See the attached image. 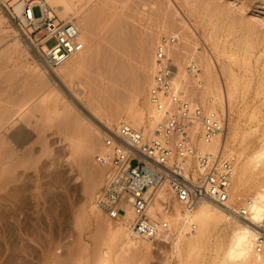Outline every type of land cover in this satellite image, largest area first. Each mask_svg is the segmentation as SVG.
<instances>
[{
    "label": "rangeland",
    "instance_id": "rangeland-1",
    "mask_svg": "<svg viewBox=\"0 0 264 264\" xmlns=\"http://www.w3.org/2000/svg\"><path fill=\"white\" fill-rule=\"evenodd\" d=\"M8 3L15 8L14 3ZM84 10V23L86 27L88 25L87 32L90 34L87 55L91 57L69 81V91L60 80L53 79L56 81L54 82L52 76L43 81L37 69L42 65L25 40L20 41V54L11 53L15 41L14 34L21 31L17 22L0 7V104L15 101L16 105L22 102L24 107L26 106L29 118L24 128L29 137L22 151L31 149L30 152L35 154L32 156L35 158L34 162L30 152H26L32 158L29 157L27 160L30 162L26 163H31L34 168L32 165L28 166L29 169L25 172L28 176L23 175L25 177L21 176L20 180L31 177L23 179L31 182V179L41 181L53 177L51 169V173L45 170L48 173L44 175V171L39 170L37 166L46 159L50 162L58 153L57 156H61L52 159L58 160V163L54 162L55 165L51 168L53 172L54 168L58 170L60 163L67 171L63 178L65 182L52 189L51 198L47 196V190L40 191L43 195L41 194L38 202L42 203L43 207L39 204L36 209L24 211L19 215L16 213L15 216L13 208L11 210L8 206H2L3 202L0 203V264H65L68 261L75 263L79 257L78 251L81 252L85 245H88L92 254L90 264L97 263L94 261L99 259L103 235L108 228L106 224L114 226L119 223L118 220H109L95 206L96 195L105 184L108 169L98 165L94 155L103 149L102 139L105 133L117 125L112 123L111 128L107 129L101 119L112 113L111 111L122 110L137 89L140 91L139 101L146 100L153 76V73H148L144 78V71L148 66L147 57L153 56L155 45L163 36L176 37L179 42L177 30L169 29L170 23L176 22L179 17L176 13L190 15L198 35L191 36L190 42L196 43L199 52L204 55H207V49L214 52L217 67L220 68L222 62L232 82L236 83L233 111H228L225 119H228L227 128L235 124L241 134L246 135V144L239 149L229 146L223 152L233 157L235 171L237 152L243 151L244 157L252 156L249 163L251 170L246 184L243 185L245 191L256 181L264 179V157L254 156L255 153L264 152V149H261L264 146V0H123L122 6L116 5L113 0H98L93 4L89 2ZM34 14L38 16L37 9ZM152 27H160V32L153 35ZM52 45L53 41L48 43L49 47ZM167 56H170L172 65L175 64L177 68L172 53H167ZM184 58L178 59V64L186 70L190 61L187 57ZM187 75L189 78L192 76L190 73ZM71 91L72 95L69 94ZM17 96L20 98L16 100ZM195 106L206 109L200 104ZM214 111L225 115L218 104ZM148 115L149 113H146V116ZM70 116L77 120L74 121L77 126L67 128ZM91 128H96L99 133V142L94 146L88 144L90 139L87 130ZM72 142L82 153L78 154V149L70 147ZM43 147H46L44 153L34 151L42 150ZM253 165H257V168L254 169ZM23 166L18 167L15 172L24 171ZM2 171L3 166L0 172ZM41 175L42 178L39 177ZM97 175L99 178L95 179ZM0 180L2 181V178ZM93 180L94 184L91 186ZM246 194L240 199L232 200L236 208L244 206L243 203L248 199ZM175 204V201L172 202L171 207ZM179 207L184 212L180 205ZM70 225L75 226V244L70 246V250L63 252L61 259L54 257L53 246L59 243L61 231L67 229L66 227L70 228ZM215 232L223 234L220 230ZM116 241L114 239L109 243V260L106 264H216L213 244L200 249V252L197 250L198 253L195 251L196 254L192 253L193 256L191 254L190 257L183 245H176L175 236L169 242L154 240L149 251H131L125 254L121 253L120 243ZM96 257L97 259H94Z\"/></svg>",
    "mask_w": 264,
    "mask_h": 264
},
{
    "label": "bare ground",
    "instance_id": "bare-ground-1",
    "mask_svg": "<svg viewBox=\"0 0 264 264\" xmlns=\"http://www.w3.org/2000/svg\"><path fill=\"white\" fill-rule=\"evenodd\" d=\"M4 1H11L12 3H14L16 5L15 10L17 14L21 12L22 8H21V3H18L19 0H4ZM102 1L110 2L112 0H102ZM113 1L116 5L121 4L122 6L123 0H113ZM46 2L52 8L55 9V11L57 12L58 16L61 19L71 20L76 23V25L81 31V40L84 44V49L82 52L73 56L68 62L60 66L54 72L51 73L47 72L42 66H38L37 69L40 72V74L38 75L43 77V81L44 79L47 80V77L52 76L51 78L52 80L53 79L60 80L63 84H65L67 89H69L70 91V86L68 85L69 81L78 71H80L90 61V57H91V55L90 57L87 55V48L89 46L88 35L90 36V34H88L87 32L88 25L86 27L84 23V17L86 15V10H84V7L87 6L89 2H92L93 4L94 2H98V0H46ZM176 14L179 16L178 19L175 20L177 23L171 22L170 23L171 25L169 24L170 25L169 29L173 30L175 28L177 30L178 32L177 36L179 42L176 40V42L172 45L174 48L171 46L170 49H168L167 51L168 54L172 53V55L175 58L174 60H176V64H177V68H175L176 67L174 66L175 64L173 65V86L177 92L176 94H178L183 100L191 103L192 105L200 104L206 109L214 110L216 109V105L218 104V106L225 112V116L227 118L226 113L232 110L234 107L232 102L235 96L236 83L234 81L232 82V79H230L229 75L225 71V65H223L222 62L220 64L221 65L220 68L217 67V64L214 61V57H213L215 56L213 55L214 52L207 49L206 51L207 55H204L203 53L199 52L198 47H196L197 46L196 43L190 42L189 39L191 36L193 37L198 36L197 27L193 23L192 19L189 17L190 15L182 14V13L181 14L176 13ZM89 28L94 29L91 26H89ZM163 31H165V29ZM151 32L153 33V35H157L160 32V27H154L151 30ZM13 38L15 41H14V46H12L13 51L11 50L12 51L11 53L18 54L20 52L19 48L21 46L20 43L21 39L25 40L27 44H28V40L26 39L24 34L20 32L15 33ZM31 50L36 55L32 47ZM182 57L185 58L187 57L190 63L196 64L198 66L199 72L196 73L195 75H192L189 78V76L187 75L188 74L187 69L184 70L182 66L178 64V62L180 61L178 59H181ZM146 61L148 62V66L146 69L144 67L145 69L144 78L145 75H147L148 73L152 74L154 71L153 70L154 55L153 56L151 55V57L148 56ZM138 83L141 84V82ZM187 84L189 85L188 87ZM69 94L72 95L73 94L72 91L71 93L69 92ZM139 95H140L139 89L135 90L129 102L125 104L124 108L122 107V110L116 109L114 112L111 111L112 113L110 114L108 113L109 115H106L105 118L101 119L102 123H104L105 125V128L107 129L111 128L112 123H117V125L120 123H127L132 127L141 130L145 136L153 137L154 132L158 130L159 125L163 123V112L152 110L151 106L148 103L147 98L143 102L139 101ZM18 97L20 98V96H17L16 100L18 99ZM3 98L7 99L5 97ZM25 107L24 104H22V102L21 104L16 105L15 101L2 102V104H0V170L2 169L3 166V171L0 172V179L2 178V181L0 180L1 181L0 203L3 202L4 204L2 206L4 207L8 206L10 207L9 209L13 208L15 211L14 215L16 213L19 215V213L22 214L24 211H30L36 209L37 207H39L38 206L39 204L42 206V203L38 202L41 194L47 190L46 192L47 196L48 197L50 196L51 198V193L53 191L52 189L57 187L58 184H60L61 182H65L63 181V178L65 173L67 172L62 168V166H60V163L58 170H56L57 168H54L55 171L53 172L51 168L53 165H55L54 162L56 163L58 161L56 159H58V157L61 156V155L57 156L59 154L58 153L55 156L57 158L54 159L53 161L52 159L55 157H53L50 162H47L46 161L47 159L43 160L44 162L41 161L40 165L37 166L39 170L44 171L43 173L44 175L48 173L51 169L53 173V177H51L48 180L43 179L41 181L40 180L38 181L37 179L34 180L31 179V182L33 183H31L30 181H27L28 182L27 183L26 181L23 180V179L27 180V178H31V177L22 178L21 179L22 181L20 180V177L26 175L27 174V173L25 174L26 170L29 169V167H31L32 165L31 163H29V165L28 162L26 163V161L30 162V160H27L29 159L30 154L31 157L35 156V154H32V152H30L31 149L26 151V152H30V154L26 153L24 151L25 149L22 151V148H24V145L27 142L26 140L29 137L28 136L29 134L26 132V129L24 128L29 118L27 116L28 113H26L27 109ZM146 113H149V115L146 116ZM93 115L96 116L95 113H93ZM71 116L67 124V128L69 127L71 128L72 126L74 127L77 126V123L75 124L77 120L73 119L74 117L72 118ZM80 123L83 125V122L80 121ZM87 134H88V138L90 139L89 140L90 143L88 142V144H91L92 146L97 145V143L99 142V133L96 130V128L95 129L91 128L87 130ZM245 144H246V135L245 134L242 135L235 124H232L230 128H227L226 126L225 132L220 137H217L215 140H213L208 144L203 143L201 140L195 143L196 147L212 153L216 152L217 149H219V151L224 153L223 150H225L229 146H231V148L232 147H237L238 149L243 148L242 146H244ZM70 147L74 149L79 148L73 142ZM45 149L46 147L45 148L43 147L42 149L43 151L42 150L39 151L34 150V151L44 153ZM55 149L57 148L55 147ZM261 149H264V146H262ZM80 150H81V145H80ZM102 152L103 149L101 148V151H98L94 156H97ZM77 153L79 154L82 152L79 151ZM41 156H43V154ZM254 156L264 157V152L258 154L255 153ZM229 157L232 156L230 155ZM40 158L41 157H39L38 159L41 160ZM251 158L252 156L244 157L243 151L237 152V159H236L237 165L235 167L236 171L234 170V177L231 185L232 200L234 198L240 199L244 193L245 194L247 193L246 195L248 196V199L245 200L243 205L250 212L248 220L232 221V219L226 214H224L219 207L209 202H201L192 211H184V212H182L179 205L176 203L174 206H172V210L165 211V209L162 206V203L169 202V200L172 197V194L170 192H166L163 189L155 194L154 203L149 206V210H148L149 216H153L155 213H157L161 218L165 219L169 223V228L167 230H162L161 234L157 239L169 242L175 236V239L177 240L176 245L179 244V247L180 245H183L184 249H186L189 256L192 253L195 255L196 253L200 252L202 248L204 249L207 246L213 244L214 247L213 250L216 256L215 258L216 264H264V251H262L261 253L255 252L256 228L258 224L262 220H264V179H260L256 181L252 185V187L247 189L246 191L243 189V185L246 184L247 176L251 170V167H249V163L252 161ZM34 159L35 158H33L32 160ZM255 159H259V158H255ZM23 162L26 163L24 164V166L21 165ZM22 166L25 169L24 171L20 169L22 172L20 173H18V171L15 172V170L18 167H22ZM190 166H191V160L189 159L186 162V167L189 168ZM252 167L256 169L257 165H253ZM45 170H48V172L47 171L45 172ZM51 171L49 173H51ZM97 174L100 175L99 172ZM42 175L39 177L42 178ZM98 175L95 176V179L99 178ZM235 175H236V180H235ZM93 184H94V180L92 181L91 186H93ZM40 191L43 192L41 193ZM31 200L32 201L34 200V203H32ZM0 209H2V207ZM39 210L40 208L38 209V211ZM7 213H10V211H7ZM25 220L27 221V219ZM131 220H132L131 212L129 209H126V215L124 217H119L118 219L119 223H117L114 226L108 223L106 224L108 228L106 233L103 235V240L101 243L102 247L100 249L101 252H99L100 255L96 254L97 256L99 255L98 256L99 259H97V257L94 258L97 259L94 261V263H96V261H97L96 264H106V262H108L109 243H111L114 239L117 240L116 241L117 243L119 241L120 243L119 249L123 254L131 251L146 252L150 250V248L152 247V242L156 239L145 240L141 238H134L132 234L129 233L131 232L129 231ZM9 224L10 222L8 223V225ZM66 228L67 229L65 230L63 229L61 231L60 234L61 239L58 241L59 243L53 246L52 252L54 257L57 258L62 257L63 252L70 250V246L75 244V240H74L75 226L72 225L70 228L68 227ZM188 228H190V231H188ZM215 230H220L223 232V234H216ZM78 245H80V243ZM81 250H82L81 252L78 251L79 257L75 263H68L69 262L68 260H67L68 262L65 261L66 263L65 262L64 263L90 264L91 262L90 256L92 254H90L88 245L87 246L85 245L83 248H81ZM195 251L196 253H194ZM193 254L191 256H193Z\"/></svg>",
    "mask_w": 264,
    "mask_h": 264
},
{
    "label": "built area",
    "instance_id": "built-area-1",
    "mask_svg": "<svg viewBox=\"0 0 264 264\" xmlns=\"http://www.w3.org/2000/svg\"><path fill=\"white\" fill-rule=\"evenodd\" d=\"M8 2L0 0V7L17 22L45 71L54 72L83 51L81 31L76 23L61 19L46 0H19L22 8L19 14ZM36 9L38 16L34 14ZM176 40L173 36H163L154 48V71L146 96L154 110L163 112V123L154 136H145L141 130L120 123L105 133L103 152L94 158L98 165L108 169L95 206L112 221L124 217L129 209L134 238L154 240L169 228V223L159 214L148 215L155 194L163 189L172 194L169 202L162 203L165 211L172 210L174 201L184 211L209 202L235 221L248 220L250 215L246 207L236 208L231 199L233 157L219 149L212 153L195 145L199 140L208 144L220 137L227 122L224 114L192 105L176 94L173 65L167 56ZM186 69L192 75L199 72L194 63H189ZM262 251L264 220L258 224L255 237V252Z\"/></svg>",
    "mask_w": 264,
    "mask_h": 264
}]
</instances>
